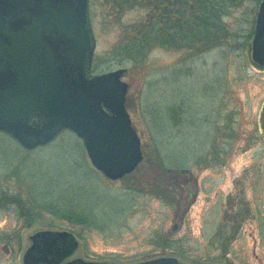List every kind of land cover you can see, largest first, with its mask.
Segmentation results:
<instances>
[{"label":"rangeland","instance_id":"1","mask_svg":"<svg viewBox=\"0 0 264 264\" xmlns=\"http://www.w3.org/2000/svg\"><path fill=\"white\" fill-rule=\"evenodd\" d=\"M94 1L92 72L126 70L125 107L143 160L132 173L111 181L86 169L83 157L92 166L81 140L63 130L41 170L28 169L36 175L33 184L41 196L72 202L83 215L97 209L94 191L128 202L122 215L112 205L114 199L101 213L111 228L107 233H73L79 246L68 260L135 263L172 256L187 263L264 264V67L251 58L259 3L247 0L235 10L229 24L236 35L220 46L202 53L154 48L137 63H118L112 50L133 34L131 25L144 12L115 11L109 0ZM21 148L0 132L4 162L28 157ZM69 175L73 178L65 184ZM156 185L171 191L175 203L156 198ZM17 224L0 210V233ZM37 229L23 231L19 248L0 241V264H22L29 236ZM156 230L181 239L184 256L148 245Z\"/></svg>","mask_w":264,"mask_h":264},{"label":"water","instance_id":"2","mask_svg":"<svg viewBox=\"0 0 264 264\" xmlns=\"http://www.w3.org/2000/svg\"><path fill=\"white\" fill-rule=\"evenodd\" d=\"M95 38L89 0H0V131L26 150L51 142L64 129L82 142L92 167L119 180L143 159L125 108V69L91 72ZM251 58L264 67V0L255 16ZM22 264H216L164 256L135 263L74 258L68 230H40Z\"/></svg>","mask_w":264,"mask_h":264},{"label":"trees","instance_id":"3","mask_svg":"<svg viewBox=\"0 0 264 264\" xmlns=\"http://www.w3.org/2000/svg\"><path fill=\"white\" fill-rule=\"evenodd\" d=\"M109 1L115 11L139 9L144 12V18L131 25L133 34L126 36L112 50L118 63L124 60L137 63L154 48L199 50L202 53L220 46L224 40L236 35L234 27L229 24V18L247 0ZM251 1L256 5L260 2ZM94 5L95 1L89 0L91 22ZM107 64L109 63H102L105 66ZM106 70L109 69L104 71ZM53 145L55 142L52 141L34 150L23 149V153L29 156L16 157L11 163H6L0 158V210L14 216L18 223L14 229L2 230V234L0 233V241L10 249H15V244L19 248L23 231L35 227L38 228L36 231L41 228L71 230L79 236L91 230L107 233L111 228L105 226L106 222L100 218L101 213L112 203L114 208L117 207L116 210L121 211L120 215L123 214V209L128 207V202L125 203L122 198H110L94 191L92 200L96 201L97 209L92 214L83 215L77 212L72 202H59L51 195L41 196L39 189L33 184L37 182L36 175L31 174L28 169L35 173L36 168L38 171L41 170L48 153L54 148ZM31 156L36 157L39 162L33 164L35 160L33 161ZM83 163L88 171L95 172L92 167L86 166L84 157ZM172 173L179 174L177 171ZM72 178L69 175L64 183L68 184ZM172 195L171 191L163 190L160 185H156V198L159 200L172 205L175 203L172 201ZM111 201L113 202L110 203ZM181 242V239H175L161 230H156L151 234L147 244L161 247L163 250L177 251L182 257L185 250L182 249Z\"/></svg>","mask_w":264,"mask_h":264}]
</instances>
